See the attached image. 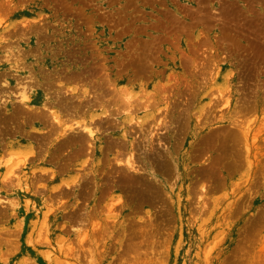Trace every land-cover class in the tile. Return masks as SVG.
Segmentation results:
<instances>
[{"label": "rangeland", "instance_id": "374dc122", "mask_svg": "<svg viewBox=\"0 0 264 264\" xmlns=\"http://www.w3.org/2000/svg\"><path fill=\"white\" fill-rule=\"evenodd\" d=\"M1 163L0 264H264V0H0Z\"/></svg>", "mask_w": 264, "mask_h": 264}, {"label": "bare ground", "instance_id": "6f19581e", "mask_svg": "<svg viewBox=\"0 0 264 264\" xmlns=\"http://www.w3.org/2000/svg\"><path fill=\"white\" fill-rule=\"evenodd\" d=\"M18 66H19V65L17 64V67H15V68H18ZM18 69H19V68H18ZM84 93H85V92H84ZM81 95L83 96V94H81ZM18 96H19V94H18ZM78 96H79V95H78ZM85 96H86V95H85ZM97 96H98V95H97ZM19 97H20V100L24 101L26 104L31 103V99H29V97L26 96V93H25V92L22 93V95L19 96ZM83 97H84V96H83ZM83 97H82V98H83ZM94 97H95V96H94ZM98 97H99V96H98ZM98 97H97V98H98ZM76 98H77V97H76ZM85 98H86V97H85ZM9 100H10V98H9ZM57 100H58V99H57ZM97 100H98V99H97ZM97 100H96V101H97ZM77 102H78V101H77ZM5 103H6V102H5ZM58 103H59V102H58ZM2 104L5 105L4 103H2ZM91 104H92V103H91ZM124 104H125V103H124ZM128 104H129V103H128ZM76 105H78V104H76ZM76 105H75V106H76ZM95 105H96V104H95ZM95 105H93V106H95ZM130 106H131V105H130ZM78 108H79V107H78ZM80 108H81V107H80ZM80 108H79V110H80ZM43 110H44V109H43ZM47 110H48V109H47ZM40 111H41V110H40ZM40 111H39V114L41 113ZM118 112H119V111H118ZM100 113H101L100 115H104V118H105V117H109V116L111 115V114H106V111H105V110L101 111ZM37 114H38V112H37ZM41 114H42V113H41ZM112 114H113V113H112ZM44 115H45V114H44ZM94 116H95V115H94ZM98 116H99V115H98ZM92 117H93V115H92ZM102 117H103V116H102ZM102 117H101V118H102ZM52 118H53L55 121L57 120V121H58L57 123H59L58 117L55 116V114H52ZM99 119H100V116H99V118H98L97 120H99ZM105 120H106V119H105ZM51 121H52V119H51ZM39 122H40V121H39ZM94 122H95L94 120H92L91 123H88V121H87V122H85L83 125L78 126L77 128H74V129H78L79 131H84V134H85L86 136H89L90 139H91V138H94V135H95L96 132H95V130H93V129L90 127L91 124H94ZM37 124H38V123H37ZM97 124H99V123H97ZM97 124H96V126H97ZM93 127H94V126H93ZM107 127H108V126H107ZM45 128H46V127H45ZM94 128H95V127H94ZM97 128H98V126H97ZM61 129H62V128H61ZM74 129H73V128L71 129V128H65V127H64V128L62 129V134H63V135L61 134V136H65L66 134H68V132H69L70 130H74ZM97 130H98V129H97ZM97 130H96V131H97ZM71 132H73V131H71ZM123 132H124V130H123ZM123 132H122V134H123ZM70 134H71V133H70ZM232 134H233V133H232ZM29 136H30V135H29ZM43 136H44V134H43ZM43 136H42V137H43ZM67 136H69V134L66 135V137H67ZM72 136H74V135H72ZM233 136H234V134H233ZM74 137H75V136H74ZM219 137H220V136H219ZM69 138H71V137H69ZM79 139H80L82 142H84V139H85V138H84V136H79ZM79 139H76V137H75V140H72V139H71V140L76 142V141L79 140ZM95 139H96V138H95ZM66 140H67V139H66ZM68 140L70 141V139H68ZM68 140H67V142H68ZM80 140H79V141H80ZM98 141H100V140H98ZM67 142H65V143H67ZM65 143H63V144L65 145ZM67 144H69V143H67ZM129 144H130V142H129ZM81 145H82V144H80V146H81ZM82 146H83V145H82ZM77 147L79 148V146H77ZM83 147H84V146H83ZM83 147H82V148H83ZM78 148H77V149H78ZM29 150H31V149H29ZM31 151H32V150H31ZM99 151H100V150H99ZM22 159H23V157H22ZM23 160H25V159H23ZM23 160L20 159V161H23ZM25 162H26V160H25L24 162H22V163L25 165ZM127 162H129V161H127ZM127 162H125L127 166H129L130 168H135V167H133L132 163H130V162L127 163ZM132 162H133V161H132ZM0 165H2V163H1ZM7 165H8V164H7ZM24 165H23V166H24ZM8 166H9V165H8ZM11 167L13 168V166H9L10 169H11ZM81 167H82V166H81ZM119 167H120V166H119ZM1 169H2V168H1ZM10 169L7 171V173H8L9 171H12V170H10ZM125 170H126V169H125ZM127 170H128V169H127ZM129 170H130V169H129ZM133 171H134V170H133ZM4 173H5V172H4ZM9 173H10V172H9ZM24 173H25V172H24ZM12 174H13V171H12L11 175H12ZM8 175H10V174H5L6 177H11V176H8ZM40 175H41V174H40ZM86 175H87V174H86ZM3 176H4V175H3ZM86 177H87V176H86ZM3 178H4V177H2V179H3ZM26 178H27V177H26ZM5 179H6V178H5ZM5 179H3V180H5ZM8 179H9V178H7L6 181H7ZM3 180H1V181H3ZM1 181H0V182H1ZM6 181H5V182L3 181V182L6 183ZM3 182H1V184H2ZM7 183H8V182H7ZM29 183H30V182H29ZM71 183H72V182H71ZM2 185H3V184H2ZM67 187H68V185H67ZM19 188H20V187H19ZM31 192H32V191H31ZM0 199H1V198H0ZM2 199H3V198H2ZM4 199H5V198H4ZM1 202H3V201H1ZM1 202H0V203H1ZM11 203H12V202H11ZM12 204H13V203H12ZM5 205H6V204H5ZM7 206H8V205H7ZM12 206H13V205H12ZM12 209H13V208H12Z\"/></svg>", "mask_w": 264, "mask_h": 264}]
</instances>
